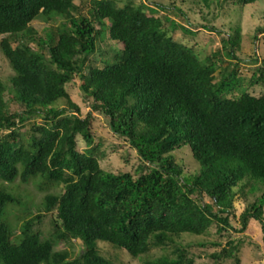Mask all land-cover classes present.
<instances>
[{
    "label": "trees",
    "instance_id": "1",
    "mask_svg": "<svg viewBox=\"0 0 264 264\" xmlns=\"http://www.w3.org/2000/svg\"><path fill=\"white\" fill-rule=\"evenodd\" d=\"M76 9L75 0H0V51L13 70L8 82L0 79V264H115L100 254V241L132 257L170 244V253L142 264H193L176 237L203 234L213 223L217 231L230 226L236 188L244 197L262 190L240 213L239 230L250 219L263 223L264 92L248 88L264 85V59L246 80L239 26L229 27L220 49L199 58L144 3L90 0L87 15ZM36 18L53 23L45 37L30 24ZM106 37L116 43L113 54L94 65L90 55L106 52L99 46ZM76 75L91 98L85 115L67 90ZM10 101L19 108L11 111ZM93 111L135 149L136 175L100 167ZM78 135L88 145L83 151ZM182 145L199 163L196 173L175 161ZM29 181L46 191L45 211L55 212L46 236L33 229V219H21L18 233L9 220L23 200L18 183ZM73 239L82 245L76 256L66 247ZM226 245L212 256L231 257L238 246Z\"/></svg>",
    "mask_w": 264,
    "mask_h": 264
},
{
    "label": "rangeland",
    "instance_id": "2",
    "mask_svg": "<svg viewBox=\"0 0 264 264\" xmlns=\"http://www.w3.org/2000/svg\"><path fill=\"white\" fill-rule=\"evenodd\" d=\"M119 4H124L129 0H118ZM133 4L144 3V8L152 7L154 14L159 15L166 31L177 41L185 43L191 47L199 58L221 48V39L227 36L231 30L230 26H239L240 48L237 52L240 61L241 74L248 79L252 69L259 65L264 59V32L257 33L256 29L264 25V0H256L243 6H239L236 0H213L206 6L201 0H130ZM77 9L74 14L87 15L90 7V0H75ZM158 4L165 5L168 9ZM148 10V9H147ZM171 19L176 24L173 25ZM37 35L45 37L46 30L53 24L45 22L41 18H36L31 23ZM212 25L223 30L219 33L210 30ZM182 27L194 32L185 31ZM230 30V31H229ZM225 31V32H224ZM18 40H12V45ZM32 46L33 43L31 44ZM99 46L106 52H95L90 55V61L94 65L102 66L101 59L109 57L113 52L109 50L115 47L116 43L107 37L99 41ZM108 51V52H107ZM216 70V74L218 72ZM13 70L6 57L0 51V79L8 82ZM81 78L77 75L73 81L67 85V90L72 100L80 107V112L85 115L90 110V97L86 96L80 88ZM246 84V82H245ZM249 92L258 95L264 92V85H255L248 88ZM64 103L58 101V105ZM9 108L14 111L19 108L15 102H9ZM39 121L40 118H37ZM32 120L24 125L23 131L28 135ZM91 130L93 133V145H98L97 151L102 152L99 158V165L102 169L110 172L128 171L136 175V167L141 163L139 155L129 143L122 137L115 135L109 128L108 119L101 113L92 112ZM77 148L83 151L88 145L80 135L76 138ZM175 161L183 167L184 173H196L199 163L193 158L188 145L173 151ZM14 185V183H13ZM17 194L23 197L22 204L13 205L10 209L9 220L15 225V232L18 233L21 219H33V229L39 230L43 236L51 232V220L55 217V212H46L42 197L45 190L39 189L33 181L24 184L18 183ZM59 190L52 187L49 191ZM238 194L233 204L232 213L229 215L230 226H225L223 230H218V225L213 223L208 230L200 235L188 233L180 234L176 237V242L188 247L189 254L194 257L193 264H264V220L263 223L250 219L244 230L241 228L239 215L243 209L253 201L255 193H247L246 197L236 188ZM246 190V188L244 189ZM205 201L210 202L208 197ZM11 205H8L7 210ZM8 216V213H7ZM37 216L39 218H37ZM264 216V213H263ZM231 240L238 248L233 250L231 257H213L214 252H219L222 247L227 246L226 241ZM219 242L220 244H215ZM81 241L73 239L66 247L72 256H76L81 251ZM101 255L110 259L115 264H142L146 257H155L161 254L170 253L171 246L152 247L147 255L132 257L122 248L114 246L108 242H98ZM236 259L238 262H236Z\"/></svg>",
    "mask_w": 264,
    "mask_h": 264
}]
</instances>
